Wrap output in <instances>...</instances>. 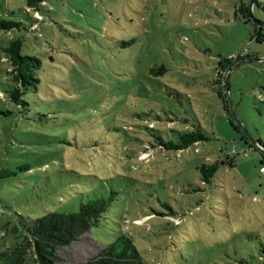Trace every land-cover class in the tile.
Masks as SVG:
<instances>
[{"label": "rangeland", "instance_id": "obj_1", "mask_svg": "<svg viewBox=\"0 0 264 264\" xmlns=\"http://www.w3.org/2000/svg\"><path fill=\"white\" fill-rule=\"evenodd\" d=\"M249 3L45 0L39 17L24 0H0V19L21 23L0 32V251L7 223L103 199L99 225L58 252L61 264L86 262L120 234L144 264H264L254 144L264 147V42L246 24ZM252 15L262 20L255 6ZM17 38L42 61L25 107L7 99L3 49ZM224 59L239 127L219 94ZM195 129L205 141L158 146ZM229 155L234 166L203 183L197 168ZM25 264H36L31 254Z\"/></svg>", "mask_w": 264, "mask_h": 264}, {"label": "trees", "instance_id": "obj_2", "mask_svg": "<svg viewBox=\"0 0 264 264\" xmlns=\"http://www.w3.org/2000/svg\"><path fill=\"white\" fill-rule=\"evenodd\" d=\"M44 1L24 0L26 12H33L34 15L41 17L39 9ZM254 6L261 12L262 21H264V0H260V2L254 0ZM241 10L244 13L246 24L252 26L253 38L257 43H263L264 31L251 22L248 6H244ZM20 26L21 23L0 19V32L19 30ZM21 47V39L10 40L3 49V54L10 66L8 75L12 84L7 93V99L17 106L25 107L27 102L24 97L28 93L36 91L40 84L39 73L42 61L36 56L22 54ZM262 61L264 62V59ZM223 62L225 65L219 63L218 76L221 81L217 83L221 85L219 94L227 107L225 78L234 61L224 59ZM164 73L165 69L162 67L150 70V74L155 76ZM205 140L206 138L200 130L195 129L180 135L176 143L161 140L158 146L166 151H182ZM255 144L264 152V147L259 142ZM234 164V158L229 155L213 164H202L197 169L201 175V181L208 184L220 166L233 167ZM261 167L264 169L263 165ZM107 208L108 201L97 199L80 205L76 212H49L34 221L26 222L20 218L17 225L7 223L3 227L1 236L2 239H6L3 244H6L7 247L0 251V264H25L28 254H31L36 264H61L57 256L58 252L76 242L92 228L97 227ZM78 264H144V262L131 238L120 234L113 243L103 248L93 258Z\"/></svg>", "mask_w": 264, "mask_h": 264}, {"label": "water", "instance_id": "obj_3", "mask_svg": "<svg viewBox=\"0 0 264 264\" xmlns=\"http://www.w3.org/2000/svg\"><path fill=\"white\" fill-rule=\"evenodd\" d=\"M253 6H254V0H250V3L248 5V10H249V18L251 20V22L253 24H255L256 26H258L261 30L264 31V21L262 20H256L254 19L253 15H252V9H253ZM245 61H257L256 59H249V60H245ZM260 61V60H258ZM227 81H228V73L226 75V78H225V85H227ZM226 93H227V88H226ZM226 103H227V110H228V113L230 115V117L232 118V120L237 124V126L239 127L240 126V123L238 122L236 116H235V113H234V110H233V107H232V103H231V100H230V97L227 95L226 96ZM255 144V143H254ZM256 145V144H255Z\"/></svg>", "mask_w": 264, "mask_h": 264}, {"label": "built area", "instance_id": "obj_4", "mask_svg": "<svg viewBox=\"0 0 264 264\" xmlns=\"http://www.w3.org/2000/svg\"><path fill=\"white\" fill-rule=\"evenodd\" d=\"M259 172L262 173V174H264V169L261 167V168L259 169Z\"/></svg>", "mask_w": 264, "mask_h": 264}, {"label": "crops", "instance_id": "obj_5", "mask_svg": "<svg viewBox=\"0 0 264 264\" xmlns=\"http://www.w3.org/2000/svg\"><path fill=\"white\" fill-rule=\"evenodd\" d=\"M262 174V173H261Z\"/></svg>", "mask_w": 264, "mask_h": 264}]
</instances>
